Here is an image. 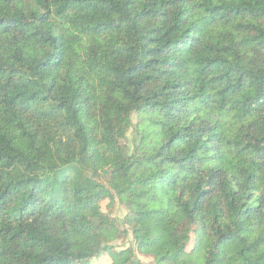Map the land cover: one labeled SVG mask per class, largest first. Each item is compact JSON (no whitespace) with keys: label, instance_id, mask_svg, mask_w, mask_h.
<instances>
[{"label":"trees","instance_id":"1","mask_svg":"<svg viewBox=\"0 0 264 264\" xmlns=\"http://www.w3.org/2000/svg\"><path fill=\"white\" fill-rule=\"evenodd\" d=\"M104 256L264 264V0H0V264Z\"/></svg>","mask_w":264,"mask_h":264},{"label":"rangeland","instance_id":"2","mask_svg":"<svg viewBox=\"0 0 264 264\" xmlns=\"http://www.w3.org/2000/svg\"><path fill=\"white\" fill-rule=\"evenodd\" d=\"M129 141H130V143H129ZM127 142L129 143L130 146L132 145V132L128 133L127 140L120 139L117 141L118 148H124L126 146ZM148 174L150 175L151 172H149ZM150 188H151L150 183H147L143 186L142 185H136L134 187L133 194L135 196H137L140 192L149 190ZM102 207L106 213L111 212L113 214V216L122 218L125 215V210L121 206H119V205L110 206L109 201H107V200L103 202ZM121 228L123 229V225L121 226ZM109 238H110L112 244L118 248V250L126 249V248H129L130 246L133 245L131 236L119 237L117 230H113L111 232ZM191 246H192V243L190 244L189 248H191ZM139 258L142 262H144L146 264H150L149 258L143 257V256H139ZM111 263H112L111 258L108 256H104L98 260H93L92 262H90V264H111Z\"/></svg>","mask_w":264,"mask_h":264}]
</instances>
